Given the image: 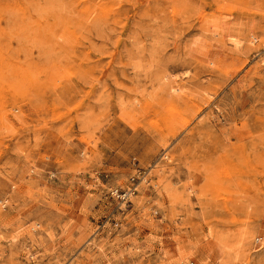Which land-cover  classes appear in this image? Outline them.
I'll list each match as a JSON object with an SVG mask.
<instances>
[{
  "label": "rangeland",
  "instance_id": "374dc122",
  "mask_svg": "<svg viewBox=\"0 0 264 264\" xmlns=\"http://www.w3.org/2000/svg\"><path fill=\"white\" fill-rule=\"evenodd\" d=\"M0 264H264V0H0Z\"/></svg>",
  "mask_w": 264,
  "mask_h": 264
},
{
  "label": "built area",
  "instance_id": "2783aa9c",
  "mask_svg": "<svg viewBox=\"0 0 264 264\" xmlns=\"http://www.w3.org/2000/svg\"><path fill=\"white\" fill-rule=\"evenodd\" d=\"M130 192V191H129ZM127 194H129V193H127Z\"/></svg>",
  "mask_w": 264,
  "mask_h": 264
}]
</instances>
